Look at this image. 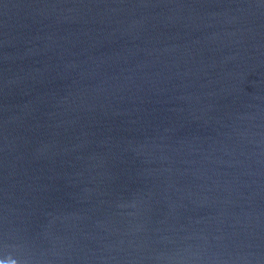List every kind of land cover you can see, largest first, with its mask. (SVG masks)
<instances>
[{
  "label": "water",
  "instance_id": "water-1",
  "mask_svg": "<svg viewBox=\"0 0 264 264\" xmlns=\"http://www.w3.org/2000/svg\"><path fill=\"white\" fill-rule=\"evenodd\" d=\"M0 264H264V0H0Z\"/></svg>",
  "mask_w": 264,
  "mask_h": 264
}]
</instances>
